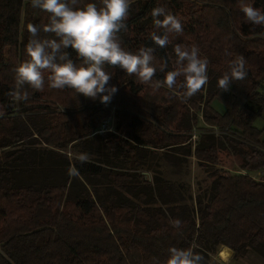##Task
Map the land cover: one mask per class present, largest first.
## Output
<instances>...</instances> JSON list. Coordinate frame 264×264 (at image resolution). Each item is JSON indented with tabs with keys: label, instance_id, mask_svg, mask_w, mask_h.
I'll return each instance as SVG.
<instances>
[{
	"label": "trees",
	"instance_id": "16d2710c",
	"mask_svg": "<svg viewBox=\"0 0 264 264\" xmlns=\"http://www.w3.org/2000/svg\"><path fill=\"white\" fill-rule=\"evenodd\" d=\"M87 2L99 0L81 5ZM241 5L264 11V0L132 3L118 35L127 51L155 50L154 80L175 69L177 44L195 45L207 57L209 82L189 99L182 98V78L176 90L153 92L106 66L108 86L117 89L107 102L51 88L48 73L43 91L26 85L28 100L17 101L14 69L28 59L27 26H39L42 39L55 37L42 30L50 14L31 0H0V264H164L172 247H192L217 264L222 246L236 260L254 252L264 260V179L253 175L264 171V125H257L264 120V26L247 22ZM155 7L183 25L166 48L151 39L153 31L163 34L154 28ZM239 54L247 77L219 90L218 78ZM221 155L241 158L243 172L216 169ZM181 157L212 166L203 192L193 195L190 185L163 176L162 162ZM175 219L181 228L173 227Z\"/></svg>",
	"mask_w": 264,
	"mask_h": 264
},
{
	"label": "clouds",
	"instance_id": "9594fccd",
	"mask_svg": "<svg viewBox=\"0 0 264 264\" xmlns=\"http://www.w3.org/2000/svg\"><path fill=\"white\" fill-rule=\"evenodd\" d=\"M134 0H99L81 5V0H31L33 8H39L50 14L49 22L43 31L54 34L53 39L39 37L41 28L29 24L27 30L30 39L26 45L28 59L15 69V87L11 95L17 101H27V85L32 90L43 91L45 73H48V86L63 90L70 88L77 94L91 99L99 95L101 102H107L115 93V86H108L112 75L106 66L119 68L129 76H136L142 84L149 85L153 92L162 87L177 89V81L182 78L179 89L182 98L189 99L199 93L209 82L207 57L200 55V49L177 44L174 47V70L167 71L163 80H154L157 68L154 66V49L142 47L136 53L125 50L121 45L119 33L126 30V20ZM247 22L264 26V11L252 6L241 5ZM154 28L163 29L151 33V39L160 48L170 44L169 34H181L183 25L178 17L166 12L163 7H155L151 12ZM163 16V20L159 17ZM75 51L80 63L70 58L66 49ZM246 59L238 55L229 63V71L218 78L217 87L229 91L235 81L244 80L247 75ZM167 62H161L159 70L164 72ZM104 93H108L105 95ZM81 163L88 162V155L76 156ZM71 174L78 170L70 169ZM173 227L179 229L182 221H172ZM164 264H207L205 257L195 252L192 247L181 249L172 247ZM221 257L224 253H219Z\"/></svg>",
	"mask_w": 264,
	"mask_h": 264
},
{
	"label": "rangeland",
	"instance_id": "374dc122",
	"mask_svg": "<svg viewBox=\"0 0 264 264\" xmlns=\"http://www.w3.org/2000/svg\"><path fill=\"white\" fill-rule=\"evenodd\" d=\"M213 106L217 110L223 111V107L219 103L213 102ZM257 125L259 128H262V126L264 125V120L260 119L257 122ZM104 127H106V125ZM69 152H71L70 155L72 154L71 157L81 154L78 150H71ZM220 159L221 160L218 162L217 166H215L216 169H222L221 171L231 169L233 173H238L240 171L243 172V170H241L239 167L240 165H242L241 158L235 157L234 159H231L226 155H221ZM161 165L163 176L167 180L190 185L193 195L199 192H203L209 186V183L213 178V176H211V173L213 171L212 166H209L207 167L208 169H205L197 163L196 159L192 157L187 159L181 157L177 161H175V159H173L172 161H163ZM148 173L151 174L152 172L149 171ZM253 175L258 178V180L264 179V171L253 173ZM221 248L222 247H219L218 252L213 256V260L217 264H264V260L257 252L251 253L245 257H242L241 259L236 260L232 257V255H226V252L225 255L221 257L219 253L223 252L224 250H221Z\"/></svg>",
	"mask_w": 264,
	"mask_h": 264
},
{
	"label": "crops",
	"instance_id": "0c3cea01",
	"mask_svg": "<svg viewBox=\"0 0 264 264\" xmlns=\"http://www.w3.org/2000/svg\"><path fill=\"white\" fill-rule=\"evenodd\" d=\"M222 249H224V250H223L224 255H225V252H226L227 255H228V254L232 255V251H231L230 248L225 247V246H222L221 250H222ZM221 250H220V251H221Z\"/></svg>",
	"mask_w": 264,
	"mask_h": 264
},
{
	"label": "built area",
	"instance_id": "2783aa9c",
	"mask_svg": "<svg viewBox=\"0 0 264 264\" xmlns=\"http://www.w3.org/2000/svg\"><path fill=\"white\" fill-rule=\"evenodd\" d=\"M103 127H104V125H103Z\"/></svg>",
	"mask_w": 264,
	"mask_h": 264
},
{
	"label": "bare ground",
	"instance_id": "6f19581e",
	"mask_svg": "<svg viewBox=\"0 0 264 264\" xmlns=\"http://www.w3.org/2000/svg\"><path fill=\"white\" fill-rule=\"evenodd\" d=\"M227 255V254H226Z\"/></svg>",
	"mask_w": 264,
	"mask_h": 264
}]
</instances>
